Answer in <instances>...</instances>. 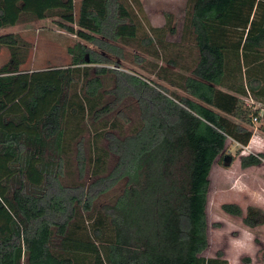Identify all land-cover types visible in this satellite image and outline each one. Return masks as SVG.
Masks as SVG:
<instances>
[{
  "label": "trees",
  "instance_id": "trees-1",
  "mask_svg": "<svg viewBox=\"0 0 264 264\" xmlns=\"http://www.w3.org/2000/svg\"><path fill=\"white\" fill-rule=\"evenodd\" d=\"M72 2L15 0L9 17L0 0L1 23L58 16L80 39L71 64L22 71L23 40L0 35L10 51L0 68V264H229L222 251L202 255L209 177L228 139L247 146L254 118L264 132V0H189L182 42L196 59L182 73L170 57L161 82L123 64L141 23L125 0H81L77 14ZM164 30L176 34L171 19L153 29L161 45ZM127 100L139 117L131 132L98 127L113 114L130 123ZM263 161L264 151L240 155L242 168ZM221 208L264 224L259 207Z\"/></svg>",
  "mask_w": 264,
  "mask_h": 264
},
{
  "label": "rangeland",
  "instance_id": "rangeland-1",
  "mask_svg": "<svg viewBox=\"0 0 264 264\" xmlns=\"http://www.w3.org/2000/svg\"><path fill=\"white\" fill-rule=\"evenodd\" d=\"M15 0H7L9 17L14 16L11 3ZM81 0H73L74 13L79 11ZM125 2L138 15L140 23V32L138 40L128 46H124L126 59L123 64L130 70H135L151 81L161 82L158 77L160 66H168L170 57H178V71L186 73L185 67L196 59V53L193 41L182 42V31L184 24L189 18L190 3L189 0H125ZM75 16V15H74ZM171 19V25L175 27L176 34H171L164 30L165 45L156 43L157 27H166ZM65 23L58 16L44 18L34 17L32 13H27L19 17L14 24L0 22V35L13 33L20 36L24 44L21 46L25 61L21 65L22 71L42 70L50 67H64L72 62V55L68 52L70 46L80 41L75 35V31L68 30L61 26ZM73 29H77L74 22L67 23ZM153 38L154 42L149 46L141 44V39L145 36ZM183 43L180 49L179 44ZM190 47L192 50H190ZM194 48V49H193ZM143 57L144 61H138L136 57ZM10 59V51L7 47L0 49V68ZM124 70V69H123ZM167 86V84L163 83ZM111 82L108 81V87ZM179 95H184L180 89L171 87ZM123 107L129 111L133 107V112H129L130 123L122 118L114 116L109 117L107 124L98 127L106 130L109 127L128 133L138 124L139 117L136 112L134 101H124ZM114 122V123H113ZM91 122L88 124L90 125ZM114 125V127L112 126ZM257 126L258 121H257ZM85 128V127H84ZM256 142L249 146L250 153H259L264 151V134L260 129L255 130ZM85 140L94 141L93 133L84 132ZM262 138V139H258ZM258 139V140H257ZM103 143V141L99 142ZM75 146V145H74ZM241 147L231 139L227 141L225 156L230 155L233 162L230 166L225 165L224 158H218L214 163L210 174V189L208 193L207 219H208V239L209 246L202 253L205 257H213L218 251L224 253L229 264H259L257 256L260 259L261 253L258 250L264 246V225L249 229L243 223L242 217L226 214L222 207L223 203H236L241 206L246 213L248 206H256L264 209V163L259 167L242 168L238 161L240 155L249 154L242 151ZM72 169H75L72 163ZM96 164L90 163V170L86 178L90 176L95 169ZM113 194H110L111 198ZM263 243V244H261ZM264 264V263H263Z\"/></svg>",
  "mask_w": 264,
  "mask_h": 264
},
{
  "label": "crops",
  "instance_id": "crops-1",
  "mask_svg": "<svg viewBox=\"0 0 264 264\" xmlns=\"http://www.w3.org/2000/svg\"><path fill=\"white\" fill-rule=\"evenodd\" d=\"M223 90H225V91H229V90H227L226 88H222ZM229 92H231V91H229ZM231 93H234V92H231ZM260 101H263V100H257V107H263L264 108V104L263 103H261ZM262 111H263V109H262ZM261 121L260 122H258V124L259 125H261ZM262 131V130H261ZM262 133L264 134V132L262 131ZM255 137H256V135H255V133L253 132V135H252V137H251V139H250V142H249V144L247 145V146H251L252 144H255V142H256V139H255ZM258 139H262V138H258ZM257 139V140H258ZM229 140V139H228ZM264 141V139H262V141L261 142H263ZM233 142H236V141H233ZM236 143H238V142H236ZM240 144V143H239ZM256 145V144H255ZM247 155V154H246ZM238 161H239V163H240V157L238 158ZM263 163H264V161H263ZM214 165V164H213ZM259 166H263V164H261V165H259ZM259 166H254V167H259ZM251 167V166H250ZM211 174V173H210ZM210 178V177H209ZM237 203V202H236ZM227 214V213H226ZM229 215V214H228ZM264 225V224H263ZM247 226V225H246ZM260 226H262V225H260ZM256 227H259V226H256ZM256 227H249V226H247V228H249V229H254V228H256ZM261 244H263V243H261ZM262 247H264V246H261L260 247V249L262 248ZM260 249L258 250V254H259V251H260ZM227 259V258H226ZM257 262L259 263V264H263V262L258 258V256H257Z\"/></svg>",
  "mask_w": 264,
  "mask_h": 264
},
{
  "label": "built area",
  "instance_id": "built-area-1",
  "mask_svg": "<svg viewBox=\"0 0 264 264\" xmlns=\"http://www.w3.org/2000/svg\"><path fill=\"white\" fill-rule=\"evenodd\" d=\"M250 101L253 102L252 100H250ZM249 104H250V103H249ZM253 123H254V127H255L254 129L257 130V129H258V126L256 125V124H257V119H256V118L253 119ZM238 144H239V143H238ZM239 145H241V144H239ZM241 147H244V149H245V150L242 149V150H243V151H242L243 153H246V150H248V153H249V154H255V153H250V152H252V151L249 150V149H250L249 146L241 145ZM247 155H248V154H247Z\"/></svg>",
  "mask_w": 264,
  "mask_h": 264
},
{
  "label": "water",
  "instance_id": "water-1",
  "mask_svg": "<svg viewBox=\"0 0 264 264\" xmlns=\"http://www.w3.org/2000/svg\"><path fill=\"white\" fill-rule=\"evenodd\" d=\"M225 165L230 166L233 162V158L230 155L225 156L224 158Z\"/></svg>",
  "mask_w": 264,
  "mask_h": 264
},
{
  "label": "flooded vegetation",
  "instance_id": "flooded-vegetation-1",
  "mask_svg": "<svg viewBox=\"0 0 264 264\" xmlns=\"http://www.w3.org/2000/svg\"><path fill=\"white\" fill-rule=\"evenodd\" d=\"M225 158V157H224Z\"/></svg>",
  "mask_w": 264,
  "mask_h": 264
}]
</instances>
